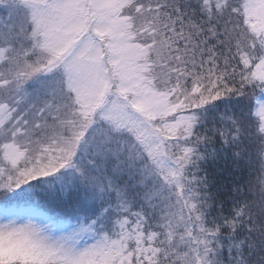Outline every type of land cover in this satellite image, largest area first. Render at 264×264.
I'll list each match as a JSON object with an SVG mask.
<instances>
[{"label": "snow or ice", "instance_id": "6c2138e0", "mask_svg": "<svg viewBox=\"0 0 264 264\" xmlns=\"http://www.w3.org/2000/svg\"><path fill=\"white\" fill-rule=\"evenodd\" d=\"M66 3L75 9L67 24L72 55L90 58L112 87L154 114L186 161V174L214 233L216 255L227 248L230 264H248L245 251L253 244L244 232L253 228H245L247 206L232 201L225 214L224 200L217 202L211 191L215 181L206 165L221 154L239 160L241 145L252 136L264 144V0ZM224 99L235 104L221 110L216 102ZM37 196L45 206L33 199ZM122 199L117 189L56 173L25 183L0 182V241L35 253L54 248L61 259L49 264H152L143 239L144 214L138 204ZM214 209L219 216L208 220ZM53 237L52 245L45 243ZM0 259L25 264L20 257Z\"/></svg>", "mask_w": 264, "mask_h": 264}, {"label": "trees", "instance_id": "16d2710c", "mask_svg": "<svg viewBox=\"0 0 264 264\" xmlns=\"http://www.w3.org/2000/svg\"><path fill=\"white\" fill-rule=\"evenodd\" d=\"M31 30L22 6L0 3V50L5 51V58L13 59L0 62V79L50 78L46 87H0V182L25 183L37 175L56 173L57 178L68 181L81 179L96 188L117 189L122 202L138 204L144 214L145 236H152L155 249L152 264H212L216 259L230 264L227 248L216 255L214 233L205 221L200 194L191 185L186 161L174 151L173 140L170 154L180 162L173 163L174 172L166 176L158 172L148 148L128 127L93 118L84 124L81 108L69 101V93L64 96L60 90L59 73L33 70L40 54L30 44ZM216 104L223 110L235 100ZM240 150L239 160L221 154L206 165L210 180L215 181L211 191L217 202L224 200L225 214L233 207L232 201L247 206L245 228L253 231L244 235L253 247L245 256L248 264H264V144L252 136ZM233 186H240L241 191L233 193ZM33 199L41 206L46 204L43 197ZM218 216L214 209L207 219ZM3 257H20L25 264L61 259L52 255L32 262L21 255L0 254ZM0 264L8 261L0 259Z\"/></svg>", "mask_w": 264, "mask_h": 264}, {"label": "rangeland", "instance_id": "374dc122", "mask_svg": "<svg viewBox=\"0 0 264 264\" xmlns=\"http://www.w3.org/2000/svg\"><path fill=\"white\" fill-rule=\"evenodd\" d=\"M14 2L22 6L29 15L32 30L29 35L31 46L38 50L39 60L34 67L35 72H58L61 76L64 96L69 95V101L83 112V123L88 124L91 118L106 119L118 128L128 127L147 148L153 164L162 175L174 172L172 165L180 162L174 161L171 156L172 137L161 127L160 122L154 118L148 107L133 100L121 91L114 88L100 74L96 63L90 58L73 56V40L68 21L75 9L67 6L66 0H0V3ZM115 4L118 0H108ZM5 51L0 50V62H13L5 58ZM50 78H10L0 79V87L18 88L30 85L31 87H46ZM69 93V94H68ZM93 120V121H94ZM170 131V130H169ZM49 233H45L47 237ZM148 241L151 254L155 251L151 244L152 236H143ZM55 237L46 239L45 243L52 245ZM52 252L35 253L25 247L5 245L0 241V254H17L32 262L54 255ZM61 258V257H59ZM84 264H89L85 261Z\"/></svg>", "mask_w": 264, "mask_h": 264}]
</instances>
